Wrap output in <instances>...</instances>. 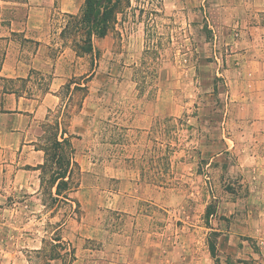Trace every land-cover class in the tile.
Instances as JSON below:
<instances>
[{"label": "rangeland", "instance_id": "rangeland-1", "mask_svg": "<svg viewBox=\"0 0 264 264\" xmlns=\"http://www.w3.org/2000/svg\"><path fill=\"white\" fill-rule=\"evenodd\" d=\"M131 1L133 10L124 11L106 37L95 38L88 54L78 46L71 16L80 14L81 0L0 6L4 17H24L31 6L48 8L50 29L61 31L54 36L58 46L44 52L65 53L67 80L27 140L47 147L53 130L46 124L58 120L72 136L79 165L70 189L53 202L55 188L41 185L47 176L42 169L30 177L19 173L32 148L0 147V260L5 246L6 259L16 264H74L80 251L105 243L112 248L116 240L136 236L139 214L150 215L140 226L149 223L161 251L184 240L202 256L210 238L218 242L213 224L238 228L237 220L261 216L244 162L229 148L239 126L225 117L213 32L186 17L184 8H165L164 0ZM233 249L241 251L243 244ZM51 255L57 257L48 260Z\"/></svg>", "mask_w": 264, "mask_h": 264}, {"label": "crops", "instance_id": "crops-1", "mask_svg": "<svg viewBox=\"0 0 264 264\" xmlns=\"http://www.w3.org/2000/svg\"><path fill=\"white\" fill-rule=\"evenodd\" d=\"M0 2L3 7L8 1ZM83 3L81 0L80 5ZM164 6L184 8L186 17L196 19L211 32L220 33L222 46L228 52L222 80L225 117L229 125L239 126L240 134L229 148L238 151L244 162L251 194L258 198L261 216L245 218L242 223L237 220L238 228L233 222L225 228L221 223L213 224L212 230L219 232L216 255L208 249L200 256L184 240L176 242L173 251H161L156 247L149 223L140 226L150 215L139 214L134 225L136 236L116 240L112 248L105 243V248L80 251L74 264H220L223 261L225 264H264V0H164ZM3 14L0 13V147L15 146L22 153L32 148L20 159L24 156L25 167H35L44 163L46 154L40 146L35 147V140H27V135L35 126L36 118L46 115L44 111L59 97L58 90L68 76L67 59L64 52L56 57L45 55V50L58 46L54 36L61 33L54 34L50 29L48 8L31 6L24 17ZM46 79L49 83L45 85ZM56 83H59L57 89ZM25 167L19 173L28 177L31 172L39 171ZM249 240L257 243L258 253ZM241 244L243 250L233 249ZM2 250L1 256L5 259L0 264H16V260L6 259L9 247L4 246Z\"/></svg>", "mask_w": 264, "mask_h": 264}, {"label": "trees", "instance_id": "trees-1", "mask_svg": "<svg viewBox=\"0 0 264 264\" xmlns=\"http://www.w3.org/2000/svg\"><path fill=\"white\" fill-rule=\"evenodd\" d=\"M127 10H133L131 0H84L80 14L77 16L71 15L78 35H80L78 46L83 53L88 54L93 51L95 38H104L114 31L119 23V16ZM67 86L70 88L71 82ZM46 125L53 132L46 139L48 142L47 147H41L46 152V160L43 164L36 166V169H42L43 173L47 175L41 179V185L44 186L46 183L51 190L55 188L52 201L56 202L61 196L65 195V192L74 183V168L79 165L75 161V147L72 136L68 135L65 128L61 129V122L57 120L54 124L47 123ZM211 214L213 212L209 207L207 216L209 217ZM213 232L216 234V231ZM57 240L63 242L59 236ZM57 244L60 245L52 244V246L61 247V243ZM209 249L211 254L215 256L217 250L216 239H209ZM56 257V255H51L48 260H54Z\"/></svg>", "mask_w": 264, "mask_h": 264}, {"label": "built area", "instance_id": "built-area-1", "mask_svg": "<svg viewBox=\"0 0 264 264\" xmlns=\"http://www.w3.org/2000/svg\"><path fill=\"white\" fill-rule=\"evenodd\" d=\"M206 2V0H203ZM238 34H236L237 36ZM212 45V54L215 66L217 68V74L223 76V72L225 69V57H226V49L223 48L220 33L218 31H213V37L211 39Z\"/></svg>", "mask_w": 264, "mask_h": 264}]
</instances>
